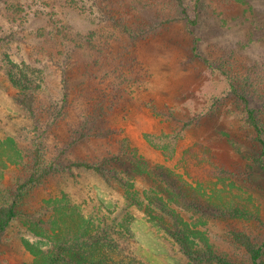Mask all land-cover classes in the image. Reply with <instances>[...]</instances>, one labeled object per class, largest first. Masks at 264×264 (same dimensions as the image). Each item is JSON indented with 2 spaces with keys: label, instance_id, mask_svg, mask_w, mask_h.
Here are the masks:
<instances>
[{
  "label": "rangeland",
  "instance_id": "obj_1",
  "mask_svg": "<svg viewBox=\"0 0 264 264\" xmlns=\"http://www.w3.org/2000/svg\"><path fill=\"white\" fill-rule=\"evenodd\" d=\"M259 1L0 0V140L9 139L7 168L0 169V207L18 204L17 217L2 236L0 264H33L40 251L47 256L46 237L58 247L62 232L57 220L72 214V208L104 232L109 244L103 248L111 250L113 264H192L161 226L147 218L134 191L151 198L149 173L167 168L182 174L191 190L229 205L240 193L217 176H203L211 175L206 171L212 167L197 160L201 147L225 168L241 170L236 184L247 179L250 189L263 194L254 197L264 203V148L243 101L254 110L264 139V4ZM166 19L179 21L150 37L129 36ZM79 32L109 43L103 64L84 68L86 41L77 40ZM117 40L122 78L111 82L116 72L110 57ZM60 47L65 55L50 54ZM86 68L87 77L98 73L103 82L88 78L82 88ZM61 75L72 82L66 87L69 104L58 111L65 91ZM21 85L36 97L32 106L19 104L20 98L30 100L22 97ZM97 132L109 136L99 139L93 136ZM119 152L131 162L123 159L121 171L137 166L139 159L148 174L134 169L132 179L123 173L101 177L72 166ZM21 158L30 170L12 165ZM48 168L50 177L24 186V178L38 181ZM217 191L222 198H215ZM263 203L260 221L239 225L223 218L208 223L209 238L233 264L251 263L231 240L230 230L245 231L256 246L264 243Z\"/></svg>",
  "mask_w": 264,
  "mask_h": 264
},
{
  "label": "trees",
  "instance_id": "obj_2",
  "mask_svg": "<svg viewBox=\"0 0 264 264\" xmlns=\"http://www.w3.org/2000/svg\"><path fill=\"white\" fill-rule=\"evenodd\" d=\"M257 4L263 5L264 0H260ZM176 21L179 20L166 19L163 21L154 22L144 30L137 32L136 35L132 34L129 36L131 39L138 37L142 38L146 36L150 37V35H153L157 32L159 33V31H164L161 29H166L171 23H174ZM77 34L75 33V37L77 36L79 40L83 39V42L86 41V45L81 51L82 63L84 65V68L87 66L90 67V69L96 68L103 64L105 58L103 53L109 48V43L107 44L106 42H94L93 39H89L92 38V36L88 37L89 32H79ZM65 42L66 41H63V43ZM118 42L119 41L117 40L113 44L112 55L110 57V60H112L111 62L113 64L112 66H114V71L116 72V75L112 77L111 82H114L116 80L118 82L122 78L120 76L121 72L117 73V69L122 62V56L119 54L120 51L117 50L119 49ZM123 48L127 49L128 47L124 45ZM62 49L63 48L60 47L56 51H50V54L53 56L57 55L58 58L62 52H60L59 50ZM46 50L47 49H44V52H46ZM193 50L196 51V47H194ZM65 53L66 52H62L63 55H65ZM69 59L70 62L75 63V58L72 59V57L70 56ZM203 60L205 63L210 65L208 59L205 58ZM90 69L86 68L82 72L83 79L80 78L81 86L83 85L82 88L85 84H89L87 81L88 78L90 79L89 81L95 83L97 81L96 79H98V84H101L103 82V77L98 73L95 74L94 72H91L94 76L87 77L90 73ZM64 72H66V69L62 70V73ZM9 78L10 81L14 84L13 79H11L10 76ZM71 82L72 79L62 77L61 75L60 84L62 86V89H65V91L62 99L60 100L61 104L57 109L58 111L60 109L62 110L69 104L66 87H68ZM21 89H23L22 97L28 96L30 100H28L27 98H20L19 101H17L20 105L27 106L30 103L32 106L36 97L33 96L32 91L27 93L26 89L22 85ZM243 101L246 102L248 115L247 120L249 122V125L253 129L258 142L261 144L262 148H264L262 130L257 125L254 110L248 107V101L246 99H244ZM93 136L99 139H104L109 136V132H97L94 133ZM7 140H0V169L7 168L6 164H4V158L7 153ZM200 149L202 151V155L197 156V160L203 163L206 167H212L211 170L206 171V174L211 175L203 176H217V178H220L222 182L226 181L229 186L235 187V189L240 193H238L239 195H236L234 199L235 201H231L229 205H226V203L223 202H218L216 201V199H214L213 202V197H207L199 190H191L192 185H189L188 183L183 181L182 174H180L179 172V174L174 173L167 168H164L163 170H161V172L159 171V173H149L150 176L147 178L150 180V188L153 189L151 198L144 197V194L139 195V193L135 191L134 198L137 199L139 204L146 206L147 218L161 226V228L166 232L167 236L173 241V243H175L180 248L182 254L185 256L189 263L233 264V262L230 261V259L225 254H222L216 249L215 243H213L209 238L208 233L210 228L208 227V223L211 219L223 218L232 220L239 225L244 222L250 223L260 221L261 215L259 214L258 210L260 209V206L262 207L263 202L262 200L258 201V199L254 197V193L260 195L263 194L256 193L258 191L250 189L245 183L247 179H244L239 185H237V180L241 179V176L239 174L242 173L241 170L238 173L235 169L232 170L230 168H225L223 165H220L214 160L209 150L204 147H201ZM18 151L20 152V150ZM263 153L264 151L262 152V154ZM123 157H127V155H125L124 152H119L117 157L102 156L96 163H72V166L90 169L99 174L101 177H105L106 172L114 178L116 174L123 173L124 175L128 176L129 179H132L134 178V174L132 173V170L134 169L136 174L147 173L148 170L146 163L139 159H135L137 166L135 165L131 169H129L130 166L129 168L123 167L121 171L120 168L124 166L122 162L123 159H126L128 161L127 165H131L129 158ZM21 161H23L22 158L17 159L14 163H12V165L20 164L22 168L30 170L29 166H25V163L24 165L21 164ZM1 166H3V168H1ZM140 166L144 167L143 169H141L142 171H138V168ZM51 168H48L40 173L38 181H35L34 179L24 178V182H26L24 183V186L29 185V180H31L33 185L35 184L34 186H36L43 179L45 180L46 178L50 177V175L52 174ZM185 172H187L186 169ZM249 176L250 175L248 174V178ZM117 181L120 182L121 178H118ZM160 182H162V184ZM199 182H201V179ZM33 185L30 187H34ZM185 186L190 187V190L186 191ZM163 187L168 189H164ZM154 189H156L157 192H154ZM158 192H162V194L159 196ZM219 192L220 191L214 193L215 198L217 199L218 197H221L218 196ZM61 198L67 203L68 206H71L69 202L66 201L64 194L61 196ZM52 200L54 199H50V201ZM129 200L132 202V199ZM17 205V203L12 202L7 207H0V243L2 241V236L5 230L17 217ZM153 208L157 209L156 214L152 213ZM150 209L152 210L151 212ZM71 211L72 214H62L61 218L58 219L59 221L57 220V228L62 232V235L58 236L56 239L58 247L56 248V243H54L52 240H49V237H46V241L50 244V249L46 251L48 252V257L45 256V252H36L37 259L33 264H113L111 262V255H109L111 250L103 248L104 246L109 244L107 238H105L103 235L104 232L99 230L97 228L98 226L91 220L85 221V219H83V216L77 213L74 208H72ZM47 234H49L47 236H50V233ZM54 236L55 235H53L52 237ZM230 238L234 242V244L242 248L247 253V255H249L251 264H264V261L261 260V257L264 254V243L260 246H256L252 242L250 235H248L245 231L238 229L230 230Z\"/></svg>",
  "mask_w": 264,
  "mask_h": 264
}]
</instances>
